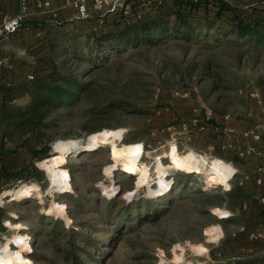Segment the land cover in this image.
<instances>
[{
	"label": "rangeland",
	"instance_id": "rangeland-1",
	"mask_svg": "<svg viewBox=\"0 0 264 264\" xmlns=\"http://www.w3.org/2000/svg\"><path fill=\"white\" fill-rule=\"evenodd\" d=\"M138 4L136 14L129 6L91 10L86 19L52 17L39 40L30 33L21 42H5L12 58L20 51L25 58L16 70L0 66V74H12L0 84L12 104L29 102L28 75L38 80L55 70L72 72L87 88L70 108L0 122V246L10 240V248L20 251L14 264H264V231L245 225L244 204L228 194L236 184L252 183L245 178L242 149L230 151L228 144H247L239 126L264 119V46L178 36L103 57L107 50L96 49L90 35L121 14L138 19L151 12L150 3ZM185 12L214 16L215 8L208 3ZM99 131L116 135L92 152H58L66 158L70 189L50 191L39 162L53 155L58 142H87ZM122 146L139 147L149 182L139 186L142 172L125 164L106 173ZM174 149L206 157L208 167L216 160L230 164L235 175L229 189L182 169L168 172L167 184L160 182L156 161L171 162ZM23 185L34 194L12 200L10 192Z\"/></svg>",
	"mask_w": 264,
	"mask_h": 264
},
{
	"label": "trees",
	"instance_id": "trees-1",
	"mask_svg": "<svg viewBox=\"0 0 264 264\" xmlns=\"http://www.w3.org/2000/svg\"><path fill=\"white\" fill-rule=\"evenodd\" d=\"M133 2L135 0H129L128 4L136 14L139 4ZM148 3L152 6L148 14L138 16V19H130L121 14L112 26L90 35L95 40L96 49L107 50L103 57L108 53H117L120 48L154 44L178 36L205 43L215 39L237 43L245 41L255 47L264 46V19L252 18L243 8L226 0H174L172 4L166 0H150ZM208 3L214 4V16L205 14L195 17L185 12L186 9L200 10ZM225 17L227 18L224 19ZM212 29L216 32L211 33ZM30 84L29 102L23 107L12 104L13 100L5 92L0 105V122L6 119H22L30 115L33 118L43 117L51 109L70 108L78 101V93L87 88L72 72L64 73L58 70L33 80ZM110 106L119 107V103L112 102ZM50 149L47 148L45 154ZM247 187L249 186L245 183L236 184L228 194L243 205L251 196Z\"/></svg>",
	"mask_w": 264,
	"mask_h": 264
},
{
	"label": "bare ground",
	"instance_id": "bare-ground-1",
	"mask_svg": "<svg viewBox=\"0 0 264 264\" xmlns=\"http://www.w3.org/2000/svg\"><path fill=\"white\" fill-rule=\"evenodd\" d=\"M116 133H109L107 131H99L93 133L87 142L67 141L58 142L55 145V151L51 157L39 162V165L46 169L51 180L50 191H59L65 193L70 189V177L68 172L62 165L66 162V158L62 154L75 155L85 152H92L105 146L107 139L112 138ZM112 141V140H111ZM110 143V142H109ZM61 152L62 154H59ZM171 162L165 163L161 158L156 161L155 172L157 178L163 184H167L166 175L168 172H173L182 169L185 172H197L205 174L206 183L209 186H224L227 189L230 187V181L235 175V168L230 164L222 161H214L208 167L209 161L206 157L198 156L194 151L186 154H180L175 149L170 153ZM127 165L131 170L142 172L138 177L137 184L144 185L151 180L150 167L141 161L139 158V147L136 146H122L113 156V164L106 168V173L112 175L119 165ZM33 195V190L29 185H23L20 189L10 192L12 200H20L22 196ZM38 196V192H35ZM60 212H63L60 207ZM221 230L219 228L213 229V236L219 237ZM19 246H22L21 241H16ZM10 240L0 246V264H14L16 260L21 257L18 249L10 248ZM193 248L201 253L202 248L193 246ZM176 261L181 260V256L175 258Z\"/></svg>",
	"mask_w": 264,
	"mask_h": 264
},
{
	"label": "crops",
	"instance_id": "crops-1",
	"mask_svg": "<svg viewBox=\"0 0 264 264\" xmlns=\"http://www.w3.org/2000/svg\"><path fill=\"white\" fill-rule=\"evenodd\" d=\"M143 4L150 2V0H141ZM154 1V0H152ZM236 6L243 8L247 15L255 19H264V0H226ZM49 2V6H40V3ZM67 0H27L26 18L21 29L15 34L6 37L0 43V66L5 69L16 70L19 69L24 61V57L21 56V51L17 53V56L12 58L11 52L5 42L9 38H16L18 42L27 39L28 34H34L36 40L42 38L43 30L41 26L45 25V22L49 21L52 17H64L72 15L77 17L75 8L66 4ZM22 12L21 0H0V23L4 19L12 18ZM26 25L31 24L33 30ZM40 27V28H39ZM41 36V37H40ZM16 72V71H15ZM6 73L12 75L10 71H6L0 74V84L6 82V79L12 76H7ZM7 85V84H6ZM5 91L0 89V102L4 99ZM255 124V123H254ZM248 124L245 126H239L243 129L248 136V143L244 146L232 145L229 143V150L236 151L242 149L244 153V166L243 170L246 172L245 178L251 181V187H247L251 196L244 202L242 209L245 213V225L248 227H259L264 231V182L258 184L256 179L258 176V168L264 167V119L260 125ZM238 127V126H237ZM258 136V137H256ZM233 217L238 215L237 209H232ZM230 216V217H231Z\"/></svg>",
	"mask_w": 264,
	"mask_h": 264
},
{
	"label": "built area",
	"instance_id": "built-area-1",
	"mask_svg": "<svg viewBox=\"0 0 264 264\" xmlns=\"http://www.w3.org/2000/svg\"><path fill=\"white\" fill-rule=\"evenodd\" d=\"M129 0H67L66 4L75 8L77 18H88L90 11L94 12H111L118 11L120 9H128ZM40 6H49V2L40 3ZM21 8L22 12L17 14L16 16L8 19H4L0 23V43L6 37H9L16 32H18L26 18V10H27V0H21ZM0 64L2 62L0 61ZM28 81H33L35 79L34 75L27 76ZM258 137V136H256ZM240 155H243L241 152ZM257 183L261 184L264 182V167H260L257 170ZM264 202V198H262Z\"/></svg>",
	"mask_w": 264,
	"mask_h": 264
}]
</instances>
